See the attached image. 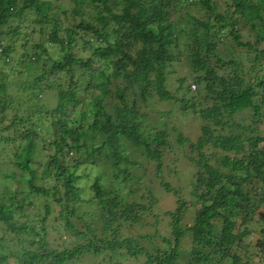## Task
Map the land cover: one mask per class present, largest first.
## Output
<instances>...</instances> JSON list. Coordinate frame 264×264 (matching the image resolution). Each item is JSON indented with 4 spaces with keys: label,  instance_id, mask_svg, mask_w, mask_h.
<instances>
[{
    "label": "trees",
    "instance_id": "obj_1",
    "mask_svg": "<svg viewBox=\"0 0 264 264\" xmlns=\"http://www.w3.org/2000/svg\"><path fill=\"white\" fill-rule=\"evenodd\" d=\"M223 3L224 8L217 0H0V132L8 108L28 111L6 126L13 134L0 135L2 144L26 142L22 150L14 147L17 169L0 177V264H70L84 255L96 260L108 251L111 257L102 260L110 264L120 262L114 252L144 259L139 264H195L194 258L217 264L221 259L213 252L218 249L221 258H232L231 264H245L250 224L264 215V135L258 127L264 110V0ZM30 17L32 36L37 32L39 39L28 45L22 28ZM245 23L254 40L243 39ZM230 36L235 46L248 48L249 71L233 51L228 50L227 58L218 50ZM48 44L57 48L58 57L50 55ZM185 59L198 87L194 91L186 76L178 78V89L185 90L178 98L167 89L169 68ZM16 72L17 93L23 92L25 99L9 92ZM60 74L68 82H57ZM46 87L57 89L52 109L40 103ZM203 91L204 104L197 102ZM155 95L180 101L183 113L201 120L195 141L176 128L173 140L167 129L142 130V109ZM245 112L250 122L238 120ZM42 118L50 121L47 135ZM129 143L155 164L157 176L174 143H189L198 153H185L195 168L191 201L163 185L177 196L175 209L165 213L171 232H157V244L164 240L166 246L149 250L136 232L125 235V228L157 226L159 221L147 219L156 201L152 187L140 194L134 188L142 178L133 175L131 166L141 163L125 151ZM43 154L39 172L34 165ZM103 158L110 161L113 181L104 183L99 171L88 194L81 181L85 171L79 168L99 166ZM37 198L44 199L42 204H35ZM86 203L97 204L99 218L88 213L89 221L87 213L80 214ZM192 204L193 223L183 225ZM50 232L85 242L56 248ZM188 233L193 246L184 251L181 244ZM259 235L254 247L264 264V227Z\"/></svg>",
    "mask_w": 264,
    "mask_h": 264
},
{
    "label": "rangeland",
    "instance_id": "obj_2",
    "mask_svg": "<svg viewBox=\"0 0 264 264\" xmlns=\"http://www.w3.org/2000/svg\"><path fill=\"white\" fill-rule=\"evenodd\" d=\"M217 1L219 2L220 5H222V8H224V3H223L224 0H217ZM30 20H31V17L27 19V23H26L27 26L26 27L24 26L22 28V31L25 32V35L28 34L29 36L28 45L33 44L35 41H38L39 39V36H38L39 34L37 32L35 35L33 34L32 36L33 25L32 26L29 25V23H31ZM250 27L251 26L247 25L246 23L242 25L241 27L242 28L241 32L243 33L244 40H249V39L254 40L255 39L254 33ZM232 40L233 38L230 36L228 40L225 41V43H221L218 45V50L221 53H225L227 58L231 57V55H229L231 53L230 51L228 52V50L233 51L234 57L239 61L240 60L243 61L242 66L244 67V70L249 71L248 68H250V63L245 58V52L247 51L248 48L247 47L246 48L237 47L235 46ZM17 44H18V50L20 51V53L24 52L20 49V46H19L20 42H18ZM48 46H49L50 55L55 58L58 57L57 48L52 44L51 45L48 44ZM26 53L30 54L31 50L28 49ZM85 55H87V53ZM2 62L4 61L2 58H0V68L3 64ZM5 68L8 69L9 67L5 65ZM169 70L171 71V73L168 74L167 89L173 94H175L178 98H181L185 93L184 89H180V90L178 89L179 87L178 78L186 76L187 85L190 84V87L192 90L194 91L197 90L198 86H196V88L192 86V84H195V81L193 80V75L191 73L190 67L186 63V59L181 60V61H176L169 68ZM263 73L264 71H262V74ZM252 75H254V73ZM18 76H19V73L16 72L12 76V78H10L11 88L9 89V92L14 97H16L17 95H20L22 99H25V97H23L24 96L23 92L17 93V89H16L17 83L15 82L18 80L17 79ZM60 76H63V79H59ZM55 78L57 82H60V81L65 82V83L66 81L68 82L67 76H65V74L56 75ZM42 93H43L41 97L42 100L40 103L44 105V108L52 109L56 107L57 101H58L57 89L53 87L52 88L46 87ZM204 94H205V91H203L202 94L198 96L197 102H201L202 104H204ZM80 97L81 96H79V98ZM40 103L38 105H40ZM180 106H181L180 101H176L175 99L162 100L161 98H159V96L155 95V97L148 100V107L142 109L144 113L146 114L144 117H141L143 120V124L141 127L142 130L145 131L146 134H149L152 131L155 132L156 130L167 129L171 131V137H170L171 140H173V138L175 139L178 131H180L185 136L195 141L198 138V136L201 134V129H200L201 120L193 114H190L187 112L183 113L180 110ZM27 113H28L27 110H24V109L20 110V108L18 107L8 108V110L6 111V116H5L4 123H3V126H5L4 127L5 129L3 132H0V135L4 134L6 136V135L13 134V128H8L6 126H8L11 123V121L14 120L16 117H17L16 120L20 117L25 118ZM237 117H238V120L240 121H242L243 118H247V121L250 122L249 112H245L244 117L242 115V118L240 117V113H239ZM33 119L34 120L37 119V116L33 117ZM41 123L44 124V128H45L44 133H46L48 126H50V121L49 119L44 120L42 118ZM258 127L261 133L264 135V110H263V117H261V122L259 123ZM174 128L178 129V131L174 130ZM53 137H54V134H52L51 136L50 135L47 136V139L52 140ZM96 143H100L99 138L96 140ZM25 144L26 142H24L23 144L22 143L21 144L19 143H16V144L0 143V152H1V149H4L3 148L4 146L6 147L5 151L0 155V177L2 179H4V176H3L4 172L12 168L17 169V166L13 164V162H15V157H14L15 148L14 147L18 146L19 150L20 149L22 150ZM126 146L127 148L125 149V151H127V153L131 155V159L133 160L137 159L141 163L137 166H131V172L133 173V175L136 178L138 177L142 178V181L140 182L139 180L138 183L134 185V188L141 190L142 192L141 191L138 192L140 194L143 192L146 193L147 186H151L156 196L155 205L153 206L152 210L147 213V219L151 222H154L156 218H158L159 221L157 223V226L149 225L147 227H144L142 225H139L136 228L134 227L125 228L126 230L125 235H134V232H136L137 234L136 236L138 239L142 241V245L147 247L149 250L155 249L156 247L163 245V244L166 246L167 243L163 242L164 240L159 241V244H157V237H159V235H157V232L160 231V233L163 235H165V232L166 234L171 232L170 226L168 225L169 219H168V216L165 215V213L167 214V211L170 209L172 210L175 209V207L177 206L176 204L177 196L173 194L172 191H168L167 187L163 185H165L166 183L170 184L171 187L179 191L180 195L183 198L191 201L192 197H191L189 189H191V181L194 178L195 168L193 167L192 163L189 162L187 157H185V153L187 154L192 153L196 156L198 155V153L196 150L192 151V148L190 147L189 143H187L184 146L180 145L179 143H174L173 149L168 151L166 155L164 156L163 168L160 174L157 176L156 175L157 170L155 168L154 163L147 160L144 156H141L140 152L136 151V149L132 147L130 143L127 144ZM53 150L54 148L52 147L51 149H48L47 152L51 153L53 152ZM77 154L75 152V154L71 156L76 157ZM79 155H82L83 157H85V153H82V151H79ZM44 156L45 155L43 154L40 160L36 161L34 165L35 169L38 170L39 172H41V169L43 168V165H42L43 163L41 162L44 160ZM9 162H11V164ZM109 163H110L109 160H105L103 158L100 161L99 166H92L91 164H87V166L82 165L79 168L80 173L83 174V172L85 171L81 181L85 184V187L86 186L88 187V191H87L88 194H92L89 187L94 182L95 176L99 171L102 173L101 180L104 183L108 185L113 181L112 171L109 168ZM126 190L125 188H123L122 191H126ZM138 193L134 195V198L136 197L138 198L140 196ZM130 198L132 199L133 196ZM43 200L37 198L35 204L36 205L42 204ZM193 205L194 204L190 205L189 209L185 211V214L183 216L184 218L183 225L193 223V217H194V206ZM96 208H97V204L86 203L80 210V214L87 213L88 220L91 221V218H90L91 216L88 213L98 216L99 212L97 210L98 208L97 209ZM260 211L264 212V204L260 207ZM29 215L30 216L34 215V211L29 212ZM255 222L256 223L250 224V227L252 228V233L249 237L245 239V242L250 244L249 246L250 251L247 252L249 253L248 254L249 257L247 258V255L241 253L242 255H245L243 256V261L245 262V264H260L261 263L258 249L257 247L255 248L254 246L256 244L257 238H259L260 236L259 229L264 227V215L257 216ZM190 235L191 234L188 233L182 240L181 248L184 251H188L193 246V243L189 239ZM90 237L93 238V235H90ZM48 238H49V241L51 242V245L56 248H63V247H68V246L74 247L77 243L85 242L84 239H81L79 237H75V240H74V237L72 236V234H69V233H65L61 235L57 232H50ZM205 250L206 252H210L213 250V248L205 247ZM221 253H222V250H219V249L213 252L214 258L221 259L220 260L221 263L218 262L217 264L219 263L220 264H231L232 258L230 256H225L224 258H221L220 257ZM110 257H111V252L109 251L105 252L104 255H101L100 258L98 257L96 260L92 256L84 255L82 258L70 262V264H81V262L82 264H88V263L89 264L90 263L91 264H110L108 263V261L102 260V258L108 259ZM129 257L130 256L127 257L123 254L121 255L120 252L113 253V258L115 260H119L120 261L119 264H139L142 260H144V259L141 260L138 257H130V258ZM188 259H189V253L186 252V254H184L183 260L185 262ZM193 260L195 261V264H203V263L198 262L195 258Z\"/></svg>",
    "mask_w": 264,
    "mask_h": 264
},
{
    "label": "built area",
    "instance_id": "obj_3",
    "mask_svg": "<svg viewBox=\"0 0 264 264\" xmlns=\"http://www.w3.org/2000/svg\"><path fill=\"white\" fill-rule=\"evenodd\" d=\"M192 86L195 88V84H192Z\"/></svg>",
    "mask_w": 264,
    "mask_h": 264
}]
</instances>
